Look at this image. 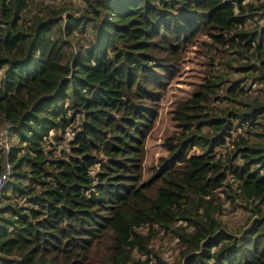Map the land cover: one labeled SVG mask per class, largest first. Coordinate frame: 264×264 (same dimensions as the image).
<instances>
[{"label":"trees","instance_id":"16d2710c","mask_svg":"<svg viewBox=\"0 0 264 264\" xmlns=\"http://www.w3.org/2000/svg\"><path fill=\"white\" fill-rule=\"evenodd\" d=\"M200 38V81L146 172ZM7 124L0 264H264V0H0Z\"/></svg>","mask_w":264,"mask_h":264},{"label":"rangeland","instance_id":"374dc122","mask_svg":"<svg viewBox=\"0 0 264 264\" xmlns=\"http://www.w3.org/2000/svg\"><path fill=\"white\" fill-rule=\"evenodd\" d=\"M67 1V0H66ZM200 38L198 42L192 44L189 50L186 52L184 60L180 63L179 75L171 82L167 91L160 102L158 112L156 114L155 121L146 133L145 137L142 139L143 146V168L147 172V169L156 165L161 156H165V150L162 148L161 143L165 135L170 134L173 128L171 122H169V112L176 106V104L187 98L190 95V91L195 86V84L200 81L201 78V69H202V59L204 54L199 47L201 43ZM203 61H209L205 59ZM240 64H236V67H239ZM245 65V64H242ZM250 65V64H248ZM232 72V79H239L248 72ZM244 84V83H241ZM254 90V88H252ZM259 94L253 93L249 94L250 98H254ZM66 138H70V135H65ZM14 143V140L11 139V144ZM149 175V174H147ZM246 217L243 215H238L234 219L237 225H241L245 222ZM180 246L181 243H177L176 240H173L171 243L167 241L165 246L170 247L169 250L165 252L167 258L172 259L173 254L178 250L177 246ZM180 249V248H179Z\"/></svg>","mask_w":264,"mask_h":264},{"label":"built area","instance_id":"2783aa9c","mask_svg":"<svg viewBox=\"0 0 264 264\" xmlns=\"http://www.w3.org/2000/svg\"><path fill=\"white\" fill-rule=\"evenodd\" d=\"M10 125H0V154L3 157V171L0 175V192L2 187L9 180L10 174L12 172V166L8 163L7 158L12 147L10 135H8V131L10 129ZM1 198V196H0Z\"/></svg>","mask_w":264,"mask_h":264}]
</instances>
